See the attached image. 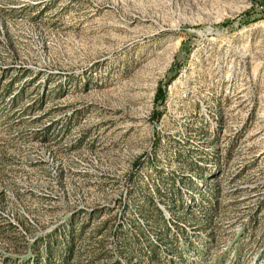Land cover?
Wrapping results in <instances>:
<instances>
[{"label":"rangeland","instance_id":"1","mask_svg":"<svg viewBox=\"0 0 264 264\" xmlns=\"http://www.w3.org/2000/svg\"><path fill=\"white\" fill-rule=\"evenodd\" d=\"M69 230L63 264H264V0H0V264Z\"/></svg>","mask_w":264,"mask_h":264},{"label":"trees","instance_id":"2","mask_svg":"<svg viewBox=\"0 0 264 264\" xmlns=\"http://www.w3.org/2000/svg\"><path fill=\"white\" fill-rule=\"evenodd\" d=\"M159 97H162V95L159 94ZM13 101L14 100H12V102ZM189 189H192V188H189ZM176 191L177 192L179 191L178 188H176ZM155 192L158 193L159 195L158 187L155 188ZM174 195L175 193L173 194V196ZM178 195L181 196L180 193ZM173 196H170L171 198L174 199V200L172 199L173 201L168 198L166 199L167 201H163V205H165L166 210L170 213L169 220L164 218L161 210L157 206H155V204H151L152 211H153L152 215L145 216L146 218L143 217L141 208H138L140 216L144 219L143 221H145L146 223L145 227L154 226L155 229H158L156 230V233H154L153 238H152L154 243L155 242L163 243L166 240V234H167L168 228L171 227V224H172L171 221L173 222L172 216L174 215L175 208H176V205H175L176 198H174ZM170 205H173V207H171ZM83 225L85 224L82 223V226ZM118 225L119 227L117 226L118 228L117 227L115 228V231L117 230V233L121 235L119 238V242H117L118 244L116 245L118 251H121V253H124L125 251H130L133 253V251L135 250L134 253L137 256L138 254L139 255L141 254L140 253L141 251H143V246H146L149 257H151L152 254L156 253L155 245L153 242H151L152 240H150V238L146 236L145 234L144 235L142 234L141 223L133 220L131 222V227H128V228H131V230H128L127 228L126 232L124 231L125 225H121V224H118ZM142 226L144 227L143 223H142ZM80 228L78 230L76 238L79 237L81 239L83 229L82 227ZM72 229H74L73 225H72ZM56 235L53 237L54 241H52L51 239H45L41 241L40 243L41 247L40 248L38 247L36 254L38 253V255L40 256L41 254L40 252L43 249V259L48 261L49 263L50 259H52L55 256V248L60 247V246H56V243L62 244L61 245L62 251L60 249V251L56 255L60 257L61 259L60 262L63 264L65 262V258L67 256L69 257L73 251V247L75 244L74 243L75 235L73 233V230L67 231L66 234H64L63 243L60 242V240L56 239ZM38 259L40 261V257H38ZM114 264H119V263H117L116 261Z\"/></svg>","mask_w":264,"mask_h":264}]
</instances>
